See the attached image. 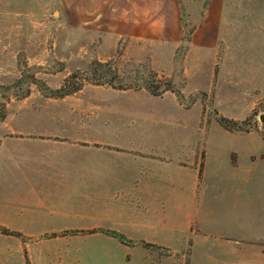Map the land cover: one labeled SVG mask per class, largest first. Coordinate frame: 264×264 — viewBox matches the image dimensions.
Returning <instances> with one entry per match:
<instances>
[{
    "label": "crops",
    "instance_id": "crops-1",
    "mask_svg": "<svg viewBox=\"0 0 264 264\" xmlns=\"http://www.w3.org/2000/svg\"><path fill=\"white\" fill-rule=\"evenodd\" d=\"M58 1L73 28L128 40V50L153 53L173 78L184 48L183 78L229 85L215 93L218 102L245 105L264 92V0ZM190 20L196 23L186 32ZM191 94L92 83L11 99L0 118V229L22 235L3 236L19 251L10 259L83 264L78 237L110 245L118 258L119 233L178 253L193 231L203 237L199 250L215 251V264H264V140L248 132L238 143L215 142V172L206 176L196 167L203 151L191 150L189 159L194 143L177 131L180 113L198 104L184 102Z\"/></svg>",
    "mask_w": 264,
    "mask_h": 264
},
{
    "label": "rangeland",
    "instance_id": "rangeland-1",
    "mask_svg": "<svg viewBox=\"0 0 264 264\" xmlns=\"http://www.w3.org/2000/svg\"><path fill=\"white\" fill-rule=\"evenodd\" d=\"M67 15L66 4L58 0H0V118L11 99L23 98L32 91L58 96L52 92L62 89L66 85V79L76 73L73 81L81 83V88L96 83L93 80L95 78L103 81L111 78L116 85L123 87L119 89L149 91L148 86L152 85L163 90L165 86L171 85L181 93L191 91L193 94L183 98L184 102L189 107L198 104L187 112L180 113L181 121L177 131L182 137L187 136L189 143H194V147L189 145V152L198 150L201 154L203 151L204 161L202 165L199 162L196 167L206 176L215 172V142L218 146L219 143L222 146L224 143H238V139L243 140L244 133L248 132L252 133V141L264 140V122L260 118L264 114L263 91L257 89L251 93L252 100L245 105L238 99L233 102H218L215 93H228L229 85H218L215 79L207 82V78L200 81L183 78V68L179 62L181 63L184 48L177 53V63L175 62V73H179V76L173 78L162 69L163 60L158 63L152 61L153 58L149 56L153 53L128 50V40L118 41L105 35H93L75 29L70 25ZM195 21L188 22L186 32L193 28ZM96 84L112 86L109 83ZM72 85L75 84L72 82ZM241 91L236 90L237 93ZM229 105L234 108L226 109ZM219 128L230 132L234 137L229 138ZM190 154L191 152L189 159ZM229 156L232 163L238 162L237 152L233 149ZM207 180L204 179L203 182L206 183ZM204 189L202 186L198 191L196 201L200 200V204L205 196ZM196 216L197 213L192 217L196 220L193 224L199 220ZM6 234L9 233L0 230V264H21L23 260L15 257L10 259L19 251L16 244L3 237ZM118 237L125 244L122 249H118L122 252L118 258L113 256L110 245L105 246L106 243L101 241L84 242L83 237L76 240L77 257L83 251L86 252L83 264H215V258L210 256L215 257V251L199 250L195 241H200L203 237L195 235L193 231L188 232L187 242L177 245L182 248L178 253L154 244L138 245L135 240L133 243L126 236ZM213 239L215 237L208 241L212 242ZM23 251L28 255L26 248ZM92 252L99 254L100 260L90 258ZM54 253L60 252L55 248ZM27 262L31 264L29 256Z\"/></svg>",
    "mask_w": 264,
    "mask_h": 264
},
{
    "label": "trees",
    "instance_id": "trees-1",
    "mask_svg": "<svg viewBox=\"0 0 264 264\" xmlns=\"http://www.w3.org/2000/svg\"><path fill=\"white\" fill-rule=\"evenodd\" d=\"M76 77V73H73L72 75H70L66 81H65V86L62 89H58L57 91H54L52 93L57 94V95H64V94H69V93H73L77 90H79L81 88V83H76L75 81H73ZM96 83H109L110 85H112L113 87H117V88H123L122 86H118L114 83L113 79H108V80H101V79H93ZM72 82L75 85H72ZM149 91L155 93V94H161L162 92L166 91V90H172L176 93L179 94V96L182 97V93L178 90L173 89V87L171 85L165 86V88L163 90H159L154 88L152 85H149ZM3 233H9V234H16L21 236L22 234L18 231H11L10 229L7 228H1L0 229ZM118 236L120 237H124L122 234H118Z\"/></svg>",
    "mask_w": 264,
    "mask_h": 264
},
{
    "label": "water",
    "instance_id": "water-1",
    "mask_svg": "<svg viewBox=\"0 0 264 264\" xmlns=\"http://www.w3.org/2000/svg\"><path fill=\"white\" fill-rule=\"evenodd\" d=\"M260 118H261V120L264 122V114H262V115L260 116ZM263 129H264V125H263Z\"/></svg>",
    "mask_w": 264,
    "mask_h": 264
}]
</instances>
